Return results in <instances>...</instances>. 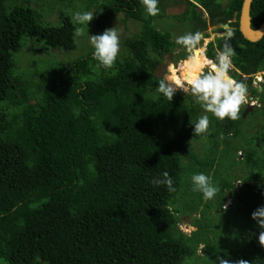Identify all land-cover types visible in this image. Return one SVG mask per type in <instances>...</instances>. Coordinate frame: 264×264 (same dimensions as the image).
<instances>
[{"label":"trees","instance_id":"16d2710c","mask_svg":"<svg viewBox=\"0 0 264 264\" xmlns=\"http://www.w3.org/2000/svg\"><path fill=\"white\" fill-rule=\"evenodd\" d=\"M179 1L159 0L160 13L150 16L141 0H0V264H216L217 255L264 264L258 241L264 229L251 218L264 206V123L247 137L243 108L236 121L217 118V137L243 135L252 146L241 179L224 177L212 166L215 146H205L203 157L192 148L206 137L194 136L190 125L203 111L194 97L178 91L168 101L157 91L166 56L183 47L172 31L162 29L166 2ZM185 1L193 32L237 18L230 41L236 50L233 68L249 76L240 81L259 96L253 83L264 71V37L251 42L243 36L244 0ZM91 9L97 13L89 31L97 27L98 34L114 15L124 14L125 23L141 22L110 69L93 59L94 49L66 62L52 53L78 48L73 15ZM55 11L54 22L49 16ZM251 17L252 27L260 28L264 0H254ZM223 43L211 41L208 58L215 59ZM25 56L31 65H20ZM185 56L181 50L172 58ZM256 111L264 115V105ZM213 136L207 138L212 142ZM164 172L174 192L152 183ZM187 173L210 176L220 189L216 197L205 200L193 183L188 187ZM181 194L202 212L181 214L176 208ZM228 197L236 208L228 225L235 226L213 241L218 223L208 215L212 211L221 220L229 211L223 208ZM182 219L196 228L190 235L181 229ZM205 241L214 251L210 259ZM201 245L204 255H198Z\"/></svg>","mask_w":264,"mask_h":264},{"label":"clouds","instance_id":"9594fccd","mask_svg":"<svg viewBox=\"0 0 264 264\" xmlns=\"http://www.w3.org/2000/svg\"><path fill=\"white\" fill-rule=\"evenodd\" d=\"M141 2L150 16H157L160 13L159 0H141ZM94 16L95 13L92 11L76 12L73 20L79 26L75 28L74 35L83 37L87 29L90 44L94 48L93 59L102 67L110 69L120 52V36L116 27L105 29L102 34H90L89 23ZM232 37L233 32L230 29L207 37L200 31L177 37L176 44L183 46L188 53L184 61L187 68L182 66L178 69L179 75L176 72L165 74L158 83L157 91L168 101H172L178 91L191 95L204 113H211L219 120L240 119L242 108L249 105L250 100L247 85L230 75L233 57L236 55V50L230 44ZM216 39L224 42L223 47L217 48L215 59H210L206 55L207 45ZM252 103L254 104L255 101ZM190 125L193 127L194 136L207 133L210 125L209 116L201 115L195 123L190 121ZM191 179L194 185L193 191L202 193L205 200H212L220 191L213 184L211 177L204 173L194 174ZM152 183L156 186H165L169 192L176 190L168 172L154 177ZM224 207L226 209L227 205L224 204ZM251 218L259 229H264V206L255 209ZM258 241L260 246L264 247V231L259 232ZM204 248L205 246L201 245V249ZM215 262L216 264H250L248 260L230 261L220 255H217Z\"/></svg>","mask_w":264,"mask_h":264},{"label":"rangeland","instance_id":"374dc122","mask_svg":"<svg viewBox=\"0 0 264 264\" xmlns=\"http://www.w3.org/2000/svg\"><path fill=\"white\" fill-rule=\"evenodd\" d=\"M52 3H54L55 1H59V0H51ZM41 2H43V0H41ZM185 0H180L178 2L179 5H174L173 3L170 5V2H166L167 4V16L164 20V22H162L164 24V27L162 29L164 30H169L170 32L172 31L173 37L175 36L176 38L181 36L179 34V32L183 31V34H187L189 32H193L192 29H194L193 25L185 20V16L190 17L191 15H186V8L183 5V3H185ZM227 2V1H226ZM44 5V4H43ZM45 7V5H44ZM200 8V7H199ZM201 11H203L204 13V17H207L208 14L206 13L205 9L200 8ZM92 12H94L95 14L97 13V11L95 9H91ZM185 14V15H184ZM50 19L52 21H56L58 18V11H55L52 15L49 16ZM125 19V15L124 14H118V15H114L110 18V20L108 21V29L109 28H113L116 27L117 32L119 33L120 36V53L123 52V50L125 49V39L127 37H133L136 34H138L142 28L141 26V22H137V21H129L127 23H125L124 20ZM91 23H89V28L91 27ZM155 24H157V26L160 28L162 27L161 24H159L158 22H156ZM225 25V24H224ZM221 26L217 25V26H210L208 27L207 31H202V33L205 36H209V35H213L215 33H219V32H224L225 31V27H222L224 29V31H219V28ZM92 31H89L90 34H98V28L94 27L91 28ZM174 37V38H175ZM78 48L74 51V52H70V53H66V52H62V51H56V50H52V53L55 55V59L57 60H61L62 62H66L69 60H72L73 58H75V56H77L79 53L83 54L86 53L87 50L89 49H94L92 47V45L90 44L89 41V35L86 34L83 37H78ZM203 43V42H202ZM182 48H176L174 49V52H172V54H169L166 56V60L165 62H167V70H166V74L171 73V72H176L177 75L179 74V72L177 71L178 69L181 68L182 66V62L184 63V61H186V57L185 56V60L182 61V59H176L175 57L178 55V52H180ZM176 50V51H175ZM207 51V49H206ZM37 54L39 55V53L37 52ZM175 56L172 58V56ZM20 65L21 66H25V65H31V62H29V56H25V58L21 59L20 61ZM234 71H237L239 73L238 77H235L234 75ZM262 73V72H260ZM230 75L233 76V78H235L236 80L240 81V78L247 80L249 76L245 75L246 77H243L244 74H242L240 71L232 68ZM165 76V75H164ZM261 82H264V80H262L261 75L256 78V82L253 83V87L254 88H258L259 89V96H256V98H253L252 95H254L252 93V90H248V95H249V100L250 103L252 104V101L254 100H258V98L262 101V106L264 105V91L263 90V86L262 84H260ZM248 82H245V84L247 85ZM248 88V87H247ZM258 97V98H257ZM256 103V102H255ZM260 103V102H259ZM259 106L256 104V106H254V109L252 111H249L248 114H246L247 112V108L248 105L244 106V113H243V119H246V121H248L249 125H250V129H246V134L245 136L250 137V135H257V131L256 130H260L261 125L264 123V115H262L260 112L254 113L253 111L258 108ZM203 110V109H202ZM207 114L209 117L212 116L211 113H204V111H202V115ZM216 121L217 118H213V127L210 128L208 132L206 133V137L205 140H201V141H195L192 142L193 146L192 148L199 153L202 157H203V149L207 148L210 146H215L217 149V154L214 157V162H213V168H215L216 170H218L219 172L222 173V176L224 177H228V178H234L235 175H241V170L247 165V157L245 156V154H247L251 147L248 143H247V138L244 137L243 135L238 136L237 138H235L234 134H232L231 136L228 134V141L226 140V138L224 137V134L222 132L218 133V137H217V131L215 130V125H216ZM246 128V127H245ZM264 132V131H263ZM214 135L212 138V142L209 140L210 135ZM216 134V135H215ZM205 141L207 144H205ZM226 143L228 144V146L226 145ZM229 147L228 150H226L225 152H223V150H225V148ZM260 155H264V149L260 150ZM207 153V152H206ZM189 163L188 160L184 161V165H187ZM243 175L240 176L239 179H241ZM192 175L187 173L186 175V185L189 187V185H191L192 182ZM240 181H236V185L237 186H241ZM239 184V185H238ZM186 191L191 192L190 189H186ZM192 193V192H191ZM227 205L226 210H229L227 213L223 214V217L218 218H214L212 216V211L209 213V218L212 219L213 222L218 223V228L214 229L217 231V233L214 235H211V239L213 241H215L216 239L222 238L224 236H228L226 235L227 232L231 231L233 229V227L235 226V224L233 223L232 225H228L229 221H231V212L235 211L236 208L232 207V199L230 197H228V201H226L225 203ZM177 205V209L180 210L181 214H189L190 212L193 211H200L202 212L201 209L198 210V205L197 203H195L192 199H189L186 195L181 194V196L178 199V203H176ZM202 206V205H201ZM232 207V208H231ZM223 208L225 209V207L223 206ZM231 208V209H230ZM190 211V212H189ZM215 212V210L213 211ZM217 212V211H216ZM200 213H195V215L192 216L193 219L199 218L200 217ZM181 229L183 231H185L188 235H190L194 230H196V228L194 226H192L189 222H187L186 220L182 219V223H181ZM207 246L205 248V251L209 253L207 254V258L210 259L213 256V248H210V243H208V241H205ZM213 247H216L215 244H213ZM198 255H204V249L202 250L200 247V250L198 251Z\"/></svg>","mask_w":264,"mask_h":264},{"label":"water","instance_id":"95a60500","mask_svg":"<svg viewBox=\"0 0 264 264\" xmlns=\"http://www.w3.org/2000/svg\"><path fill=\"white\" fill-rule=\"evenodd\" d=\"M253 0H244L241 17H240V30L248 41L258 42L264 37V23L258 29L252 27L251 7ZM226 29L229 28V24L223 25ZM255 105L249 104L246 114L254 109Z\"/></svg>","mask_w":264,"mask_h":264},{"label":"flooded vegetation","instance_id":"af4514ba","mask_svg":"<svg viewBox=\"0 0 264 264\" xmlns=\"http://www.w3.org/2000/svg\"><path fill=\"white\" fill-rule=\"evenodd\" d=\"M244 2V1H243ZM253 2H254V0H253ZM252 2V3H253ZM199 5V4H198ZM242 6H243V4H242ZM202 7V6H201ZM242 10V9H241ZM251 10H252V7H251ZM240 17H241V13H240ZM237 21V18L236 17H234V19H232V20H230L227 24H229V28H224L225 30H228V29H230L231 31H233L234 29H235V27L233 26V24L235 23ZM239 23H240V18H239ZM264 23V22H263ZM223 25L224 24H220V26H221V28L223 27ZM239 27H240V25H239ZM207 37V36H206ZM207 49H208V45H207ZM185 51L186 52V50L185 49H182V51ZM187 53V52H186ZM187 58V57H186ZM186 58H182V61L183 60H185ZM260 72H262V73H260ZM259 73H257L256 75H254V77L255 78H257L256 76H260L261 75V78H262V80H264V71H260ZM260 84H262V86L264 85V82H261ZM264 90V89H263ZM262 90V91H263ZM252 97L253 98H256V95H252ZM258 98V97H257ZM256 103H254V105L256 106V104L259 106L258 108H260L261 106H262V101L258 98V100H254ZM260 102V103H259Z\"/></svg>","mask_w":264,"mask_h":264},{"label":"bare ground","instance_id":"6f19581e","mask_svg":"<svg viewBox=\"0 0 264 264\" xmlns=\"http://www.w3.org/2000/svg\"><path fill=\"white\" fill-rule=\"evenodd\" d=\"M182 66H183V68H185V69L187 68V64H185V63H183V62H182ZM182 66H181V67H182Z\"/></svg>","mask_w":264,"mask_h":264},{"label":"built area","instance_id":"2783aa9c","mask_svg":"<svg viewBox=\"0 0 264 264\" xmlns=\"http://www.w3.org/2000/svg\"><path fill=\"white\" fill-rule=\"evenodd\" d=\"M243 77H246L245 75H243ZM256 77H258V76H256ZM256 79V78H255ZM255 82H256V80H255Z\"/></svg>","mask_w":264,"mask_h":264}]
</instances>
